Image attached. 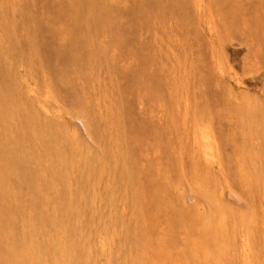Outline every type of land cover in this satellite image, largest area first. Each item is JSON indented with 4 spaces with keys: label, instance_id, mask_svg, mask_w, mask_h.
I'll return each instance as SVG.
<instances>
[{
    "label": "rangeland",
    "instance_id": "1",
    "mask_svg": "<svg viewBox=\"0 0 264 264\" xmlns=\"http://www.w3.org/2000/svg\"><path fill=\"white\" fill-rule=\"evenodd\" d=\"M0 264H264V0H0Z\"/></svg>",
    "mask_w": 264,
    "mask_h": 264
},
{
    "label": "bare ground",
    "instance_id": "2",
    "mask_svg": "<svg viewBox=\"0 0 264 264\" xmlns=\"http://www.w3.org/2000/svg\"><path fill=\"white\" fill-rule=\"evenodd\" d=\"M19 69V68H18ZM24 84H25V87H26V89H27V94L29 93V97H31L32 98V101H34L42 110H45V111H47L46 110V108H47V106L48 105H50V104H52V98H51V96L49 95V94H47V95H44V96H41V95H39L38 94V92H37V89L31 84V82L28 80V79H24ZM20 86V85H19ZM54 103V102H53ZM55 104V103H54ZM54 104L52 105V106H54ZM50 107V106H49ZM48 107V108H49ZM51 109H54V107H52ZM57 109H59V108H57ZM56 109V110H57ZM50 110V109H49ZM48 110V111H49ZM59 111V110H58ZM62 112V111H61ZM60 113V112H59ZM62 114V113H61ZM66 114V113H65ZM34 118V117H33ZM62 119V118H61ZM211 137V136H210ZM205 138H206V136H205ZM201 145H203V147H204V151H205V153L207 154V155H209V151L212 149V148H214V145H212V142H211V140L209 139V137H207L206 139H204L202 142H201ZM199 146V145H198ZM200 147V146H199ZM216 149V148H215ZM203 151V152H204ZM202 152V151H201ZM213 152V150H211V153ZM204 153V154H205ZM205 154V155H206ZM201 155V154H200ZM196 156H199V155H196ZM214 156V155H213ZM200 157V156H199ZM205 157V156H204ZM207 158V157H206ZM205 158V159H206ZM76 159V158H75ZM199 159V158H198ZM208 159V158H207ZM197 160V159H196ZM196 160H194V161H196ZM210 160V159H209ZM213 162V161H212ZM218 163V162H217ZM32 183V182H31ZM216 198V197H215ZM219 199V198H218ZM218 201V200H217ZM220 201V200H219ZM222 202V201H221ZM221 202H219V203H221ZM223 203H224V201H223ZM225 206V205H224ZM223 207V206H222ZM219 229V228H218ZM219 231H221L220 229H219ZM218 232V230L216 231V233ZM222 232V231H221ZM220 232V234H222ZM242 232V231H241ZM164 233V232H163ZM223 235V234H222ZM225 235V234H224ZM105 237V236H104ZM107 237V236H106ZM100 238H102V237H100ZM108 238V237H107ZM106 238V239H107ZM104 239V238H103ZM98 240V239H97ZM108 241H110V240H108ZM114 241V240H113ZM247 242V241H246ZM100 243H102V242H100ZM103 245H105V243L103 244ZM102 245V246H103ZM173 247V246H172ZM31 251V250H30ZM16 254V253H15ZM101 255L103 256V257H105V258H107L108 257V251H107V249H106V247L104 246V248H103V250H102V253H101Z\"/></svg>",
    "mask_w": 264,
    "mask_h": 264
}]
</instances>
